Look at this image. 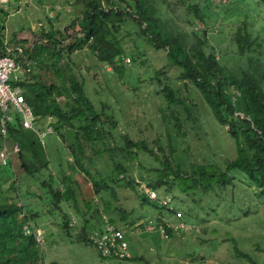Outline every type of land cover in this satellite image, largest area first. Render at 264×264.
I'll return each instance as SVG.
<instances>
[{"label": "trees", "instance_id": "1", "mask_svg": "<svg viewBox=\"0 0 264 264\" xmlns=\"http://www.w3.org/2000/svg\"><path fill=\"white\" fill-rule=\"evenodd\" d=\"M104 1L106 6L100 0L84 2L83 18L89 23L98 21L93 28L86 27L80 35H66L68 38L61 32L60 35L67 40L57 47L58 40L50 39L51 31L48 30L49 43L22 48V53H27L30 61L18 83L35 115V130H41L49 117L54 119L51 125L56 132L60 125L76 120L77 123L72 125L74 128L67 130L73 135L68 151L73 163L89 176L93 193L114 195L111 182L123 183L135 192L140 203L146 202L159 209L156 222L166 218L161 217L164 216L160 213L161 208L173 216L176 211L182 215L177 207L171 205L175 195L198 190L206 194L221 193L224 199L229 187L240 188L239 182L252 187L253 197L264 206V0H260L263 1V9L259 12H255V7L245 0ZM195 19L203 26L187 29ZM128 21L135 27L134 37L153 49L162 50L165 60L153 69L149 77L161 85L155 91L160 92L163 99L162 105L157 107V122L163 131L154 133L149 139L133 137L128 131L131 127L128 122L121 129L113 114L103 110V104L97 110L85 94L83 81L76 79L68 64L59 66L61 53L68 56L74 50L86 47L100 63L118 71L122 66V55L130 56L132 61L134 59V52L125 51L115 34L121 24ZM216 24L226 27L234 45L232 52L239 58L234 66H227L214 55L216 45L208 40V34ZM2 27L0 25V55L9 53L17 60L23 59L20 53L5 49ZM185 36L189 42L184 41ZM134 45L138 44L134 42ZM63 69L68 73L66 78ZM56 76L59 81L54 79ZM195 93L207 106L211 117L225 127L234 143L233 156L216 159L200 153L198 157V151L189 155L191 146L186 141L189 134L205 136L202 111ZM58 96L62 97V104L58 103ZM12 115L5 134H0V144L10 145L16 141L19 145L15 138H22L28 143L27 147L29 145L39 156L41 151L37 150L32 138L36 131L24 128L17 112ZM103 152L109 160L111 172L101 174L98 171L94 176L83 165L82 159L92 162ZM17 156H22L21 149ZM46 164L42 163L44 168ZM55 165L58 166L59 162L53 163V167ZM0 166L6 167L0 168V264H38V259L44 258V249L41 253L34 245L31 233L24 234L22 228L26 222L36 225L33 221L38 217V211L32 208L30 196L38 194L42 199V192L51 199L46 210L51 212L55 207L60 208L58 203L62 201V204L67 202L74 212H80L81 223L77 227L61 210V224L65 231L69 227L75 229L76 238L92 246L87 232L99 226L101 216L105 214L90 199L82 201L85 210L77 207L75 182L62 169L56 177L54 170L51 173L49 168L47 177H43L38 169L30 170L23 162L20 163L25 176L31 178L32 175L33 180L37 178L34 184L40 189L39 194L28 188L21 189L25 181L19 178L22 174L13 173L10 161ZM1 174L10 179L7 188L14 192L11 198L5 196L1 188V183L6 181ZM52 177L59 178L57 184L52 185ZM142 186L153 189L155 197L149 198ZM157 189L162 193L159 194ZM21 192L26 193V199L16 204L15 198L21 200ZM165 195L167 199L163 202ZM101 198L102 211L110 213L111 209H117V219H124L127 211L123 207L113 206L108 197ZM20 211L23 214L17 216ZM112 216L109 214L107 218L116 224ZM132 222L130 220L129 223ZM169 229L166 228L168 237L177 231ZM232 254L246 264H257L247 251L236 246H233Z\"/></svg>", "mask_w": 264, "mask_h": 264}, {"label": "rangeland", "instance_id": "2", "mask_svg": "<svg viewBox=\"0 0 264 264\" xmlns=\"http://www.w3.org/2000/svg\"><path fill=\"white\" fill-rule=\"evenodd\" d=\"M85 1L4 0L0 2V25L3 26L5 44H8L9 48L47 44L49 41L46 32L50 30V39L58 40L55 47L60 46L67 40L66 35L74 33L80 35L86 27L93 28L98 24V21L89 23L83 18ZM245 1L255 7V12L263 9V1ZM100 2L106 6L104 0ZM202 26L195 19L187 26V29ZM134 29V25L128 21L125 24L122 23L115 33L123 43L125 51L134 52L133 61L130 56L122 55V66L118 71H113L108 65L100 63L86 47L74 50L68 56L61 53L59 66L68 64L76 79L83 81L85 94L97 110L103 104V110L113 114L121 129L124 123L128 122L131 125L128 131L133 137L149 139L154 133L163 131L157 122V107L162 105L163 99L161 93L155 91V89L159 90L161 85L157 81L150 80L149 77L153 69L163 64L165 60L162 50L153 49L141 39L134 37ZM61 32L66 36L65 38L60 35ZM185 37L184 41L189 42V38ZM208 40L216 45L214 55H217L222 63L227 66L237 64L239 58L232 52L234 45L229 39L226 27L220 24L214 25L212 32L208 34ZM134 42L138 44L136 47ZM20 54L22 58H27V53L21 51ZM67 74L64 70L65 78ZM54 79L59 81L57 76ZM195 96L202 111L201 120L205 136L201 138L200 134H192V136L189 134L190 138L186 140L191 146L189 155L198 151V157L200 153L216 159L233 156L234 143L227 135L225 127L211 117L209 109L196 93ZM57 98L58 103L62 104V97ZM46 121L51 123L54 119L49 117ZM74 123H77L76 120L64 126L60 125L58 132L52 125L50 132L42 134L40 142L38 136L40 130L34 128L37 132H33L32 138L37 150L41 151L39 156L29 148V145L27 147L28 143L23 142L22 138H15L19 142L22 156L12 155V171L18 176L22 174L19 178L25 183L21 185V189L28 188L39 193L40 189L34 184L37 178L33 180L32 175L31 178L28 175L25 176L20 163L23 162L30 170L38 169L37 172L43 177H47L49 168L51 173L54 170L56 177L57 172L62 169L75 182V203L79 209L85 208L82 204L83 200L90 199L106 217H109V214L113 215L116 225L123 231L128 255L124 258H103L90 244L82 243L76 238L75 229L69 227L65 231L61 224L60 211L71 216L73 224L77 227L81 223L80 212H74L75 210L68 206L67 202L62 204L61 201L58 203L60 208L55 207L51 213L46 210L51 199L49 195L46 193L43 195L42 192V199L36 194V197L30 196V201L34 205L32 208L38 211V217L33 223H37L42 236L40 240L43 242L44 249L43 264H246V261L232 254L233 246L247 251L257 264H264V206L258 198L253 197L252 187L245 182H239L240 188L229 187V191L225 193L226 195L224 194V199L220 196L221 193L219 195L207 193L212 196L210 197L198 190L175 195L171 199V205L181 211L180 218L188 228L180 232L177 230L169 237L162 238L156 229H145L147 223L153 224L157 221L156 214L159 209L146 202L140 203L135 192L128 186L111 182L114 195L93 193L89 176L73 163L68 151V143L73 139V135L71 132L67 133V130L73 129ZM43 162L47 163L45 168L42 165ZM55 162H59V165L53 167ZM82 163L94 176H97L98 171L101 174L111 172L109 160L105 158L104 152L95 157L92 162L83 158ZM0 168L6 169L5 166ZM39 174L37 175L41 177ZM1 177L6 180L1 183L4 195L13 197L14 192L7 188L10 179L3 174ZM52 179V185L57 184L56 181L59 178L52 177ZM136 188H138L137 185ZM157 192L160 194L162 190L157 189ZM25 196L26 193H20L21 201L24 202ZM101 196L108 197L113 206L123 207L127 211L124 219H117V209H111L112 213L102 211ZM15 201L16 204H21L18 198H15ZM160 213L164 215L161 217L174 219L173 214H168L163 208L160 209ZM19 214L18 212L16 215L19 216ZM130 220L134 222L131 224ZM189 226L197 227L198 230H192Z\"/></svg>", "mask_w": 264, "mask_h": 264}, {"label": "built area", "instance_id": "3", "mask_svg": "<svg viewBox=\"0 0 264 264\" xmlns=\"http://www.w3.org/2000/svg\"><path fill=\"white\" fill-rule=\"evenodd\" d=\"M4 0H0L3 2ZM79 35V34H78ZM5 49L13 53H21L20 46L8 47L6 44ZM30 59L24 57L21 60L15 59L14 55L9 53L0 55V134H5L7 123L13 118L12 113H18L20 123L24 128H33V121L35 115L33 114L30 105L23 97L21 86L18 81L20 80L21 73L25 70V66L29 63ZM58 99V98H56ZM51 125L46 124L44 131H50ZM42 131L40 135L44 132ZM19 149L18 143L14 142L9 148L3 143L0 148V163L4 164L6 159L13 153H17ZM142 190L149 198H154L156 193L148 186H142ZM167 199L166 195L163 202ZM179 212H175L174 220L162 218L159 222L154 224L147 223L145 228L147 230L156 229L162 238H167L168 233L166 228L171 230L185 229L186 223L180 218ZM179 216V217H178ZM101 224L97 227H92L87 232V238L92 246L98 251L101 256H110V258H120L128 255L127 243L124 238L123 231L115 223L108 220L106 216H101ZM71 221L73 222L72 218ZM193 230H198L197 227L189 226ZM169 229V230H170ZM32 232L34 245L41 252L43 250L42 239L38 229L24 228V233ZM43 241V240H42ZM39 264H43L41 261Z\"/></svg>", "mask_w": 264, "mask_h": 264}, {"label": "clouds", "instance_id": "4", "mask_svg": "<svg viewBox=\"0 0 264 264\" xmlns=\"http://www.w3.org/2000/svg\"><path fill=\"white\" fill-rule=\"evenodd\" d=\"M34 114V113H33ZM35 119V118H34ZM46 123L47 124H50L51 125V123L50 122H48V121H46L45 123H44V125H43V127H42V130H40L39 131V142H40V139H41V136H42V134L43 133H45V132H50V131H44V127H45V125H46ZM34 124V123H33ZM51 127H52V125H51ZM32 129H34V125H33V128ZM42 131H44L41 135H40V133L42 132ZM37 132V131H36ZM14 142H16V141H14ZM5 144L6 145V143L5 142H2V144ZM2 144H0V148L2 147ZM13 143H11L10 145H6L8 148L12 145ZM19 146V145H18ZM20 149V148H19ZM19 149H18V151H19ZM17 151V152H18ZM16 155L17 153H13V154H11L7 159H6V162L4 163V164H1L0 163V165H5L8 161H10L11 162V157H12V155ZM12 168V167H11ZM21 201V200H20ZM23 213H22V211H20V216L22 215ZM70 222H72L71 221V216H70ZM73 223V222H72ZM22 228H23V233H24V228H28V229H30V230H32V229H38L39 230V228L37 227V226H31L28 222H26L23 226H22ZM29 233H31V235H32V232H29ZM39 233H40V230H39ZM24 234H28V233H24ZM41 235V234H40ZM42 237V236H41ZM42 253V252H41ZM41 261H43V263H44V258L43 259H38V264L41 262Z\"/></svg>", "mask_w": 264, "mask_h": 264}, {"label": "crops", "instance_id": "5", "mask_svg": "<svg viewBox=\"0 0 264 264\" xmlns=\"http://www.w3.org/2000/svg\"><path fill=\"white\" fill-rule=\"evenodd\" d=\"M34 226H37V227H38L37 223H36V225H34Z\"/></svg>", "mask_w": 264, "mask_h": 264}]
</instances>
